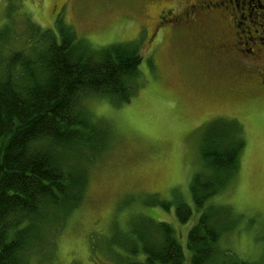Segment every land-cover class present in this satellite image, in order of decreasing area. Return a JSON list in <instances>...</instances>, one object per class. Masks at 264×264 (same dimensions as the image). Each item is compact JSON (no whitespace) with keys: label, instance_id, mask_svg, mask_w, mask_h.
<instances>
[{"label":"rangeland","instance_id":"rangeland-1","mask_svg":"<svg viewBox=\"0 0 264 264\" xmlns=\"http://www.w3.org/2000/svg\"><path fill=\"white\" fill-rule=\"evenodd\" d=\"M58 1L0 0V34H8L20 50L30 47V35L52 30L60 41L66 28L100 51L134 44L141 24L151 25L155 8L157 17L168 3L63 0L68 3L61 12ZM247 1L264 7V1ZM139 51L138 87L129 103L109 96L83 102L94 122L107 130L99 128L104 141L108 135V148L90 168L86 200L68 217L52 256L32 255L30 264L144 262L142 239L157 235L161 223L175 230L185 255L182 264H191L187 237L211 206L224 213L219 247L242 261L264 264L262 63L245 56L213 57L210 48L188 47L165 33L156 47ZM220 119L241 125L245 146L237 172L198 210L191 184L204 170L200 146L204 131ZM181 203L193 210L185 224L176 214Z\"/></svg>","mask_w":264,"mask_h":264},{"label":"trees","instance_id":"trees-1","mask_svg":"<svg viewBox=\"0 0 264 264\" xmlns=\"http://www.w3.org/2000/svg\"><path fill=\"white\" fill-rule=\"evenodd\" d=\"M53 33L30 35V47L20 50L8 34H0V264L52 256L68 217L86 200L90 168L108 148V135L104 141L99 129L105 128L83 102L109 96L129 103L138 87L140 47L95 51L72 30H61L60 41ZM244 146L235 120H215L204 131V170L191 184L198 210L237 172ZM176 207L179 222L187 223L191 207ZM223 214L208 207L192 226L187 237L191 264H262L219 247ZM171 227L158 224L157 235L142 239L145 260L134 264H182L184 251Z\"/></svg>","mask_w":264,"mask_h":264},{"label":"flooded vegetation","instance_id":"flooded-vegetation-1","mask_svg":"<svg viewBox=\"0 0 264 264\" xmlns=\"http://www.w3.org/2000/svg\"><path fill=\"white\" fill-rule=\"evenodd\" d=\"M62 1H58L61 12L68 3ZM138 30L131 40L137 47H156L165 33L185 46L210 48L213 57L245 56L255 65L262 63L258 73L264 91V7L260 3L254 8L247 0H168L157 17L155 8L153 23H143Z\"/></svg>","mask_w":264,"mask_h":264}]
</instances>
